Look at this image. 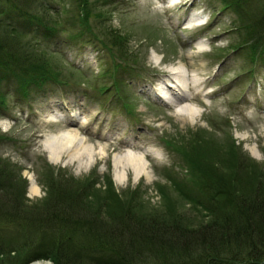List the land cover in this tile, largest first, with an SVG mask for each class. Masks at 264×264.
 I'll use <instances>...</instances> for the list:
<instances>
[{"label":"rangeland","instance_id":"374dc122","mask_svg":"<svg viewBox=\"0 0 264 264\" xmlns=\"http://www.w3.org/2000/svg\"><path fill=\"white\" fill-rule=\"evenodd\" d=\"M164 1H38L39 11L57 31L45 35L23 30L11 44L25 57L29 52L30 58L49 62L70 85L58 84L64 92L38 90L46 73L36 77L0 70V169L13 174L0 176L1 187L19 199L25 192L34 203L48 195L52 181L75 177L89 192L95 188L105 194L112 184L117 193H126L121 202L109 203L114 210L146 204L160 215L170 203L163 199L166 190L175 199L178 216L191 224L210 220L205 207L229 204L226 197L214 196L219 188L232 183L245 192L255 187L264 191V0L235 1L232 6L224 0H183L190 6L188 12L166 8ZM195 14L204 25L186 29L187 19ZM79 19L95 32L94 42L76 36L77 29L85 27L79 26ZM255 38L261 45L252 48L251 42L258 44ZM180 64L183 82L206 81L201 91L179 81L185 93L180 109L193 106L198 112L194 119L179 115V108L148 96L142 88L150 82L146 75L172 80L171 68ZM247 99L257 100V106L247 110L242 106ZM53 101H75L77 120L71 122L62 109L66 116L50 122L55 117H46ZM60 132L77 136L81 153L75 156L77 151L65 146L60 160L53 162L45 142ZM129 135L132 145L127 146ZM136 153L144 158L149 174L136 178L129 169L120 183L115 159ZM227 178L232 181L221 180ZM33 181L37 194L31 191ZM0 232L5 243L20 241L18 225L3 223Z\"/></svg>","mask_w":264,"mask_h":264},{"label":"trees","instance_id":"16d2710c","mask_svg":"<svg viewBox=\"0 0 264 264\" xmlns=\"http://www.w3.org/2000/svg\"><path fill=\"white\" fill-rule=\"evenodd\" d=\"M38 1L0 0V70L5 68V74L27 72L36 77L46 73L36 85L42 89L48 84L63 83L62 73L52 71L47 61L30 58L29 52L23 56L11 44L23 30H38L45 35L57 31L39 11ZM224 1L232 6L241 0ZM82 24L84 20L79 19V26ZM75 34L89 42L96 37L88 25ZM253 42L258 44L251 42L252 48L261 45L260 38ZM261 51L264 52V42ZM210 159L218 163L217 158ZM0 176L12 177V170L0 169ZM84 184L82 179L62 181L61 177L50 183L46 197L34 203L25 192L19 199L0 184V227L3 223L15 224L20 230L19 242L5 243L0 232V264H30L42 259L53 264H264V191L260 187L251 192L232 183L226 189L219 188L214 196L226 197L229 204L205 207L210 210V220L191 224L178 216L173 209L175 199L166 190L162 191L163 199L170 203L160 215L146 204L120 205L121 211L114 210L109 203L120 201L126 193H117L110 184L105 194L99 195L95 188L94 192L87 191L88 185L85 188Z\"/></svg>","mask_w":264,"mask_h":264},{"label":"bare ground","instance_id":"6f19581e","mask_svg":"<svg viewBox=\"0 0 264 264\" xmlns=\"http://www.w3.org/2000/svg\"><path fill=\"white\" fill-rule=\"evenodd\" d=\"M169 1L170 0H168V2L164 1L166 4L164 6L166 8H171V9H174L176 11L179 9H182L184 12L185 11L188 12L190 10V6H188V2L177 0V1H174L173 3H169ZM171 70H173V71H171V73L174 74L175 83L169 82V79L162 80L161 78H154V77H151V79H149L147 77V79L151 82L142 86L143 91L151 97L162 98V94H160L158 89L152 84V80L156 79L159 81H163L160 84L163 85L170 93H172V95L178 101L176 104V107H177V109L179 108L177 111L181 112V114H179V115H185V118L187 116H191L190 119H194V117H192V116H195L198 112L193 106H189L186 104V105L182 106V108L180 109V104L182 103L180 100H184L182 98L185 97V93H184L182 86L179 84V81L181 82V84L183 86L193 85L195 88L199 89L200 91H201V87H203V85L206 83V81L201 82L197 78H191V79L186 78L187 83L183 82L180 79V77L182 78L184 75V70L182 69L181 64L175 68L174 67L171 68ZM257 104H258L257 100L247 99L246 101H244L243 107L252 108V106L253 107L257 106ZM52 106L54 109L51 110V112L47 115L46 118H48L49 116L53 117L55 115V114H53L54 113L53 110H59V109H62V107H63L57 101H53ZM257 108H260V107H257ZM71 116H72V118L70 119L71 122L74 120H77V117L75 115H71ZM86 123L87 122H85V123L82 122L81 124L85 125ZM213 131H216V130H213ZM67 133L66 132L65 133L60 132L59 134H55L54 136H51L50 138H48L45 142V147L49 150L50 158L53 162H58L60 160V158L62 157V150L65 148V146H67L68 149H70V150H76L77 153L75 156H77L78 154L81 153V151H80L81 150V147H80L81 142L78 141L77 136H74L72 134H67ZM125 142H126L125 144L127 146L132 145L130 135L128 136V139ZM66 143H68V144L66 145ZM87 152H88V154L91 155V152H89V151H87ZM153 152H154V154H156V151H153ZM144 154H145V157L147 155H149L147 152H144ZM115 165H116V169H117V180L120 181V183L125 181V176H126L127 171L129 169H132L134 171L136 178H139L145 174H147V175L149 174L147 171V165H146L144 158L142 156L138 155L137 153L136 154H127L125 157H122V158L117 157L115 159ZM31 180H33V179H31ZM31 191L34 194L39 193V187L35 183V181H33L32 185H31Z\"/></svg>","mask_w":264,"mask_h":264}]
</instances>
